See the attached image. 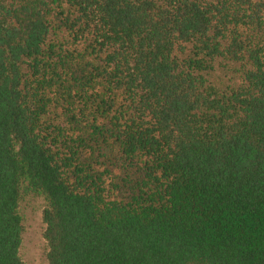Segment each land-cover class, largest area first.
<instances>
[{
    "label": "trees",
    "instance_id": "1",
    "mask_svg": "<svg viewBox=\"0 0 264 264\" xmlns=\"http://www.w3.org/2000/svg\"><path fill=\"white\" fill-rule=\"evenodd\" d=\"M23 195L48 264H264V0H0V264Z\"/></svg>",
    "mask_w": 264,
    "mask_h": 264
},
{
    "label": "rangeland",
    "instance_id": "2",
    "mask_svg": "<svg viewBox=\"0 0 264 264\" xmlns=\"http://www.w3.org/2000/svg\"><path fill=\"white\" fill-rule=\"evenodd\" d=\"M208 78L219 89L236 86L241 81L235 65L218 61ZM43 209L44 200L41 197L23 195L19 202V214L23 225L19 254L24 264H48L46 257L48 249L43 238L45 229L42 221Z\"/></svg>",
    "mask_w": 264,
    "mask_h": 264
}]
</instances>
